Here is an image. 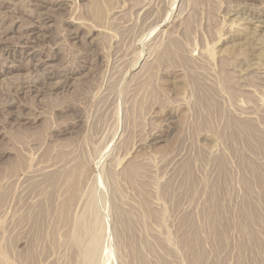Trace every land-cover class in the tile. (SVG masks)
<instances>
[{
    "label": "rangeland",
    "instance_id": "obj_1",
    "mask_svg": "<svg viewBox=\"0 0 264 264\" xmlns=\"http://www.w3.org/2000/svg\"><path fill=\"white\" fill-rule=\"evenodd\" d=\"M256 140L264 0H0V264H264Z\"/></svg>",
    "mask_w": 264,
    "mask_h": 264
},
{
    "label": "bare ground",
    "instance_id": "obj_2",
    "mask_svg": "<svg viewBox=\"0 0 264 264\" xmlns=\"http://www.w3.org/2000/svg\"><path fill=\"white\" fill-rule=\"evenodd\" d=\"M170 48H172V47H170ZM175 50H176V48H175ZM171 52L172 51L167 52V55L169 56V55L173 54ZM201 98H203V96ZM237 126L240 128V130L237 134V137L242 138L244 141H248L247 138L250 140H254L256 138L257 134H256V132H254V130L251 127L246 126L244 124L240 125L239 123L237 124ZM243 132H245V133H243ZM249 146H251L253 149H255L258 152H261L264 149V145L262 146L261 143L257 140H256V142H251V145H249ZM241 162L246 163V161H244L243 159L241 160ZM223 166H224L223 160H219L218 161V168H219L220 173L223 172V170H224ZM246 167L250 168L252 171H254L251 166H246ZM132 168H134V166ZM135 168L138 169L139 167L137 168L135 166ZM135 170H133V171L129 170L128 173H129L130 178H133L132 172H135ZM134 176H136V175H134ZM69 178H68V180H69ZM133 181L135 182V179ZM255 182L259 183V179H256ZM245 183H246L247 189L250 190V187L252 185L251 182L245 181ZM68 186H69V184H68ZM260 187L264 191L263 182L262 183L260 182ZM248 196H249V193L241 204V209H242L241 223L238 225V228H239L240 233H241V241L239 243V247H240L241 251L251 247L252 242H254L252 239L253 230L249 227L250 225L247 224V222H249V220L259 219V217L256 214V206H254L253 204L250 203ZM212 199H213V203L215 204V202H216L215 197L213 196ZM217 207H218V204H216L215 208L213 207L214 210H212V213H211L212 219L210 222H208L206 224V227L204 226V228H206V230H208V232H210L213 235L215 246H218L221 243V241L226 237V231L219 228V224L221 221V214L224 211H223V209H220V208L217 209ZM182 225H186V220H182ZM204 228H203V230H204ZM198 234H199L198 227L191 225L188 227V232L185 234V236L182 237L183 240L186 242V244L188 246L187 248L190 251L191 257L194 261H198L203 257L202 239H201L200 235H198ZM255 245H257V243H255ZM259 248H260V251L262 253H264V248H261V247H259ZM88 254H89V252H88ZM90 254H93V253H90ZM2 256L3 255H1V257ZM239 260H240L241 264H244L245 260H243V257L240 254H239ZM1 264H11V263L5 259H2Z\"/></svg>",
    "mask_w": 264,
    "mask_h": 264
}]
</instances>
